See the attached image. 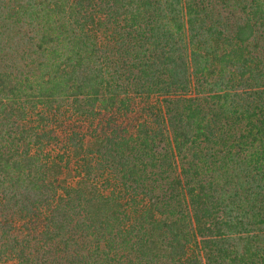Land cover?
Here are the masks:
<instances>
[{"label":"trees","instance_id":"1","mask_svg":"<svg viewBox=\"0 0 264 264\" xmlns=\"http://www.w3.org/2000/svg\"><path fill=\"white\" fill-rule=\"evenodd\" d=\"M0 264H264V0H0Z\"/></svg>","mask_w":264,"mask_h":264}]
</instances>
